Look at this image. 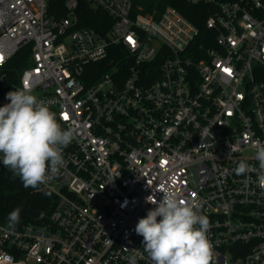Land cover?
Masks as SVG:
<instances>
[{"label": "built area", "instance_id": "obj_1", "mask_svg": "<svg viewBox=\"0 0 264 264\" xmlns=\"http://www.w3.org/2000/svg\"><path fill=\"white\" fill-rule=\"evenodd\" d=\"M85 1L111 19L104 33L78 27V0H0V107L27 74L75 129L40 185L49 223H0V264H152L134 229L169 186L208 217L210 264H264V188L234 172L258 167L264 143V0H186L207 14L204 37L172 7L155 19L133 0Z\"/></svg>", "mask_w": 264, "mask_h": 264}, {"label": "clouds", "instance_id": "obj_2", "mask_svg": "<svg viewBox=\"0 0 264 264\" xmlns=\"http://www.w3.org/2000/svg\"><path fill=\"white\" fill-rule=\"evenodd\" d=\"M21 83L22 87L6 94L10 102L0 107V163L25 188L37 189L64 165L63 151L75 138V129L62 128L49 103L33 94L27 74ZM253 147L258 167L240 160L234 172L238 176L256 173L258 185L264 188V143L256 141ZM160 192L159 201L152 195L145 198L154 207L139 218L134 229L143 237V254L152 264H210V221L199 211L200 203L182 198L170 186ZM20 212L16 207L8 214L6 230L15 231ZM126 259L128 264H137V253Z\"/></svg>", "mask_w": 264, "mask_h": 264}, {"label": "trees", "instance_id": "obj_3", "mask_svg": "<svg viewBox=\"0 0 264 264\" xmlns=\"http://www.w3.org/2000/svg\"><path fill=\"white\" fill-rule=\"evenodd\" d=\"M166 7H172L180 12L199 28L203 37L208 35L209 31L205 29L204 25L207 14L203 13L201 6L190 5L186 0H133L134 15L152 16L157 19ZM77 17L78 27L90 28L98 33H104L112 23L103 11L93 9L85 0H78ZM25 50L20 51L10 61V79L15 78L16 71L20 69L22 58L26 54ZM100 65L93 64L87 67L99 70ZM103 69H105L104 63L100 67V71ZM94 80L92 79L91 82ZM16 207H20L21 212L20 222L15 230H22L27 225L44 226L49 223L54 199L40 186L37 189L25 188L18 177L13 178L12 173L0 165V223L7 225V216Z\"/></svg>", "mask_w": 264, "mask_h": 264}, {"label": "snow or ice", "instance_id": "obj_4", "mask_svg": "<svg viewBox=\"0 0 264 264\" xmlns=\"http://www.w3.org/2000/svg\"><path fill=\"white\" fill-rule=\"evenodd\" d=\"M0 59H2V57H0ZM225 71H229L228 69H225ZM65 118L67 119V116H65Z\"/></svg>", "mask_w": 264, "mask_h": 264}]
</instances>
